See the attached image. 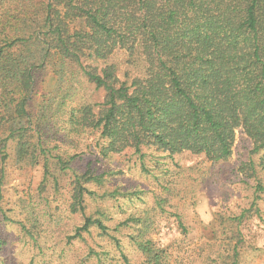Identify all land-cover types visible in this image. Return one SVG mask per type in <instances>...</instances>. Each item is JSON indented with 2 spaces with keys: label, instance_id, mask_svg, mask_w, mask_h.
I'll list each match as a JSON object with an SVG mask.
<instances>
[{
  "label": "trees",
  "instance_id": "trees-1",
  "mask_svg": "<svg viewBox=\"0 0 264 264\" xmlns=\"http://www.w3.org/2000/svg\"><path fill=\"white\" fill-rule=\"evenodd\" d=\"M120 51L136 69L125 80L107 64ZM49 66L62 84L79 67L105 91L97 113L83 100L66 104L70 96L59 103L67 107V136L97 131L105 158L148 147L225 161L243 129L253 153H263L264 170V0H0V132L18 138L20 158L29 152L20 139L28 132L46 152L42 131L51 121L34 125L27 106L36 72ZM57 160L66 163L60 153ZM101 179L93 171L77 176L75 210L83 207L81 184ZM93 224L107 231L99 220L82 229ZM139 247L144 264H166L151 241Z\"/></svg>",
  "mask_w": 264,
  "mask_h": 264
},
{
  "label": "rangeland",
  "instance_id": "rangeland-1",
  "mask_svg": "<svg viewBox=\"0 0 264 264\" xmlns=\"http://www.w3.org/2000/svg\"><path fill=\"white\" fill-rule=\"evenodd\" d=\"M107 64L120 80L136 74L125 52ZM67 77L62 84L53 66L35 75L27 111L34 125L51 121L52 129L42 131L46 152L28 132L20 139L29 152L20 158L18 138L7 140L8 131L0 132V264H126L124 257L144 264L139 245L147 241L165 251L166 264H264L263 153H253L243 129L225 161L148 147L105 158L97 131L67 136V107L59 103L70 96L66 104L83 100L97 113L106 93L79 67L67 70ZM71 157L76 160L67 163ZM88 171L102 179L81 184L83 207L75 210L77 176ZM87 220L101 221L107 231L95 224L82 229Z\"/></svg>",
  "mask_w": 264,
  "mask_h": 264
}]
</instances>
